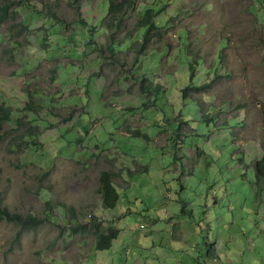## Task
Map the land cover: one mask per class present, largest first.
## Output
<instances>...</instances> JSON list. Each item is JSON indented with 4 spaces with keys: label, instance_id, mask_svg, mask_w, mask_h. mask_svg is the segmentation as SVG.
I'll use <instances>...</instances> for the list:
<instances>
[{
    "label": "rangeland",
    "instance_id": "obj_1",
    "mask_svg": "<svg viewBox=\"0 0 264 264\" xmlns=\"http://www.w3.org/2000/svg\"><path fill=\"white\" fill-rule=\"evenodd\" d=\"M28 5L0 25V105L15 110L0 191L48 221L0 220V264H264V4L136 0L119 32L106 0ZM147 6L163 37L139 62L144 31L131 32ZM190 58L193 85L209 86L185 100ZM106 171L120 193L109 210ZM95 225L119 230L110 249L97 251Z\"/></svg>",
    "mask_w": 264,
    "mask_h": 264
},
{
    "label": "trees",
    "instance_id": "obj_2",
    "mask_svg": "<svg viewBox=\"0 0 264 264\" xmlns=\"http://www.w3.org/2000/svg\"><path fill=\"white\" fill-rule=\"evenodd\" d=\"M77 1V0H74ZM262 5L264 4V0H260ZM107 6H108V19L109 22L107 24V31H111L112 29H115L116 31H122L125 27L126 17L128 16V13L131 9H135L136 0H106ZM29 0H0V25L4 22L8 21L10 16L12 15L13 9L15 6H17V9L20 8H28L30 7L28 5ZM15 11V10H14ZM162 11H157L156 8L152 7H145L140 12V17L138 20L137 28L133 29L131 34L137 35L140 30L144 31L142 41L138 40L136 41L132 47H134L137 50V61L140 62V59H143V56L145 55V51L149 50V48L152 46V44L157 40H162L163 37V28L158 24L157 19L161 16ZM81 23H84V20H80ZM58 22V20H56ZM104 22L102 21V24ZM54 24V23H52ZM61 25V24H59ZM83 25H87L85 22ZM63 27V25H61ZM54 28V27H52ZM88 30L90 32H97L98 28L97 26H90L88 25ZM73 38L70 40L72 41ZM183 41V40H182ZM116 43L112 42L110 44V50L112 52H115L116 49ZM190 67L192 69V75H191V85L188 86L184 90V98L189 99L187 92L191 91L190 94L193 95V91L197 93H204L209 86V84H205L202 86L193 85V82L195 81L196 74H194L195 71V64L194 60L190 58ZM140 64V63H139ZM146 81L142 82L143 84ZM37 108L34 107V101H30L28 104L27 110L31 112L33 118L32 121L34 124L33 127L28 128V132L30 133L31 137H34V133L38 130V123L40 126L41 118L37 116V112H34ZM15 110L12 108L0 105V144H2L5 141L4 138V130H5V124L13 122V116H14ZM35 113V114H34ZM18 122L20 125H24V121L22 120V117L18 119ZM64 134L58 138L59 145L61 146L62 139L64 138ZM34 146L37 145L36 142L33 143ZM255 172L256 177L259 183H264V152L262 155V158L258 160L255 163ZM101 194L104 195V208L105 209H114L117 207L119 202V191L117 187L114 184V177L113 174L110 171H106L102 174L101 177ZM49 209H53V203L50 202ZM65 207V205L60 206ZM64 210V209H63ZM70 213H73L72 220L76 221L77 217L75 216V209L70 208ZM0 220L1 221H8L11 223H16L19 225H22L25 228H36L38 226H41L45 224L48 220L41 219L33 216L24 217L23 215L19 213H13L9 210L8 207L4 205V199H3V193L0 191ZM85 227V226H84ZM95 236L97 241V250L103 251L110 249L112 247V243L114 240H116L119 236V230L116 228H109L107 230H102L98 226L95 225ZM22 237V233L18 235V239Z\"/></svg>",
    "mask_w": 264,
    "mask_h": 264
},
{
    "label": "clouds",
    "instance_id": "obj_3",
    "mask_svg": "<svg viewBox=\"0 0 264 264\" xmlns=\"http://www.w3.org/2000/svg\"><path fill=\"white\" fill-rule=\"evenodd\" d=\"M159 12V11H158ZM118 230V229H117ZM98 251V250H97Z\"/></svg>",
    "mask_w": 264,
    "mask_h": 264
}]
</instances>
